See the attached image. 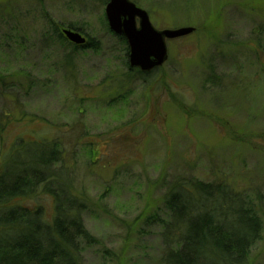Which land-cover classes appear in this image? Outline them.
<instances>
[{"label": "rangeland", "instance_id": "1", "mask_svg": "<svg viewBox=\"0 0 264 264\" xmlns=\"http://www.w3.org/2000/svg\"><path fill=\"white\" fill-rule=\"evenodd\" d=\"M129 1L157 30L195 29L145 81L107 3L0 0V171L23 141L60 144L55 169L90 200L82 264H163L169 184H225L261 224L245 264H264V0ZM22 204L53 215L47 195Z\"/></svg>", "mask_w": 264, "mask_h": 264}, {"label": "trees", "instance_id": "2", "mask_svg": "<svg viewBox=\"0 0 264 264\" xmlns=\"http://www.w3.org/2000/svg\"><path fill=\"white\" fill-rule=\"evenodd\" d=\"M132 72L147 80L148 74ZM34 142L29 147L23 141L0 171V264H82L80 245L95 243L82 223L90 200L75 193L64 172L55 169L62 162L60 144ZM41 195L52 198L50 220L42 206L22 204ZM163 196L168 213L161 232L163 264L246 263L261 224L241 193L222 183L179 178Z\"/></svg>", "mask_w": 264, "mask_h": 264}, {"label": "water", "instance_id": "3", "mask_svg": "<svg viewBox=\"0 0 264 264\" xmlns=\"http://www.w3.org/2000/svg\"><path fill=\"white\" fill-rule=\"evenodd\" d=\"M105 16L110 31L127 42L130 68L144 74L155 71L168 60L167 41L184 38L195 31L192 27L157 30L150 23L148 14L129 0H109ZM63 34L73 43H85L79 33L65 30Z\"/></svg>", "mask_w": 264, "mask_h": 264}]
</instances>
